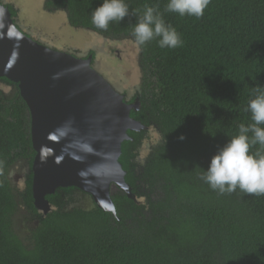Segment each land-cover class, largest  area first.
<instances>
[{
    "label": "trees",
    "instance_id": "trees-1",
    "mask_svg": "<svg viewBox=\"0 0 264 264\" xmlns=\"http://www.w3.org/2000/svg\"><path fill=\"white\" fill-rule=\"evenodd\" d=\"M125 2L129 16L107 29L92 23L103 0H46L45 10L65 11L73 28L135 41L138 17L132 13L147 4L158 7L181 36L174 49L157 40L135 41L140 109L131 118L145 129L128 132L120 158L132 198L118 189L114 216L78 189H59L47 197L56 209L40 213L32 193L30 111L18 85L0 78L12 87L8 94L0 89V264H264V195L239 189L221 194L201 179L217 149L238 134L240 124L252 122L247 105L254 88L264 86V0H210L200 18L166 12L168 0ZM0 4L20 29L16 11ZM151 124L162 144L141 162ZM23 161L22 199L37 220L30 248L14 229L17 201L9 177ZM74 192L87 195L91 206L67 202Z\"/></svg>",
    "mask_w": 264,
    "mask_h": 264
},
{
    "label": "water",
    "instance_id": "water-1",
    "mask_svg": "<svg viewBox=\"0 0 264 264\" xmlns=\"http://www.w3.org/2000/svg\"><path fill=\"white\" fill-rule=\"evenodd\" d=\"M0 78L18 85L30 111L36 209L48 215L47 197L75 188L116 216L113 189L132 198L120 163L122 145L129 131L145 127L131 118L132 106L93 67L92 56L77 58L40 44L0 4Z\"/></svg>",
    "mask_w": 264,
    "mask_h": 264
},
{
    "label": "rangeland",
    "instance_id": "rangeland-1",
    "mask_svg": "<svg viewBox=\"0 0 264 264\" xmlns=\"http://www.w3.org/2000/svg\"><path fill=\"white\" fill-rule=\"evenodd\" d=\"M3 4L12 6L16 11V22L22 32L35 41L51 49L62 51L77 58L92 56L94 67L119 92L130 91L139 87L141 71L139 67L140 48L130 38H105L94 32L73 28L67 19L65 11L49 12L45 10L46 0H1ZM93 54V55H91ZM0 89L6 94L12 87L6 83L0 84ZM149 136L144 141L141 151V162H144L152 150L162 144L160 131L155 124L146 128ZM26 163L18 162L10 170L9 177L17 201V212L14 216V229L27 248L32 246V232L37 220L30 214L22 199L25 188ZM118 189H113V195ZM143 192L148 193L147 186ZM161 191L155 189L154 199L160 198ZM74 206L89 208L91 199L80 192H74L67 198ZM56 209L52 207V210Z\"/></svg>",
    "mask_w": 264,
    "mask_h": 264
},
{
    "label": "clouds",
    "instance_id": "clouds-1",
    "mask_svg": "<svg viewBox=\"0 0 264 264\" xmlns=\"http://www.w3.org/2000/svg\"><path fill=\"white\" fill-rule=\"evenodd\" d=\"M210 0H168L165 11L179 16L200 18ZM137 22L132 35L140 45L157 40L161 48H177L182 39L177 30L167 24L158 7L145 5L143 11L134 10ZM129 16L125 0H103L92 13V23L99 29H107L110 22L123 21ZM246 111L251 123L240 124L238 134L211 157L201 179L214 191L223 194L239 189L249 195H264V86L254 88V97L248 102ZM181 140L185 137L181 136ZM259 145L255 152L253 147Z\"/></svg>",
    "mask_w": 264,
    "mask_h": 264
},
{
    "label": "flooded vegetation",
    "instance_id": "flooded-vegetation-1",
    "mask_svg": "<svg viewBox=\"0 0 264 264\" xmlns=\"http://www.w3.org/2000/svg\"><path fill=\"white\" fill-rule=\"evenodd\" d=\"M92 65L94 67V61H92ZM114 88L116 89V87H114ZM133 91L132 90H130V91L127 90V91H122V92L118 91V92L124 97L125 103H127L128 105L132 106V110L131 111H133V110L139 111V109H140V100L137 97L138 87L135 89V92H133ZM26 176H27V173H26Z\"/></svg>",
    "mask_w": 264,
    "mask_h": 264
}]
</instances>
